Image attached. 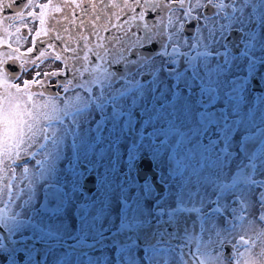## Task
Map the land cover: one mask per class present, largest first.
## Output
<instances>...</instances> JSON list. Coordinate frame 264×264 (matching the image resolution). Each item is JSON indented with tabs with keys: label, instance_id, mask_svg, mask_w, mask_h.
I'll return each mask as SVG.
<instances>
[{
	"label": "snow or ice",
	"instance_id": "1",
	"mask_svg": "<svg viewBox=\"0 0 264 264\" xmlns=\"http://www.w3.org/2000/svg\"><path fill=\"white\" fill-rule=\"evenodd\" d=\"M73 5L75 27L49 36L43 9L59 5L0 0L9 36L41 9L27 12L36 37L61 41L54 58L73 73L57 82L67 103L36 105L42 83H9L19 57L0 59V264H241L229 243L261 264L264 248L245 256L228 238L245 211L242 232L264 226V0Z\"/></svg>",
	"mask_w": 264,
	"mask_h": 264
},
{
	"label": "flooded vegetation",
	"instance_id": "2",
	"mask_svg": "<svg viewBox=\"0 0 264 264\" xmlns=\"http://www.w3.org/2000/svg\"><path fill=\"white\" fill-rule=\"evenodd\" d=\"M65 2L66 0H51V4L59 5L61 7L60 12H56L51 7L48 9H43V11L46 13L45 27L49 29V36L53 35L52 33L53 25L55 26L56 30H58L60 34L65 37L67 36V34L63 31V25L67 24L70 29H73L75 27L74 24H68V22L64 20L65 13H69L71 15V13L75 11L77 16H83V13L80 11V9H75L74 5L72 8H64L63 4ZM97 2H99V0H97ZM34 3L35 4H48L49 0H34ZM28 11H36L37 13H39L41 9L29 8L28 10H26L25 19L23 21H17L15 23V27L9 30L12 33V35L10 36L7 35L3 30V26H0V41H2V43H0V59H3L5 57V54L7 53H11L14 56L19 57V59H15L9 62L10 64H14L16 69H18V73H17L18 78L12 79L10 77L9 83L20 84L21 87H23L24 80H32L34 77L42 83V86L40 83L33 84L30 89L33 93V97H32L33 102L36 105H44V104L50 105L54 103L58 107H62L63 104L61 102L63 101V103H67L68 100L73 96V90L70 88L69 91L65 92L63 88L57 87V82L70 78L73 73L65 67V63L63 59L57 61L54 58L55 53L59 52L60 49L62 48L63 46L62 42L57 41V40L51 41L52 43L56 45L55 50L49 48L48 43L41 44V41H46V42L49 41V36H45L43 32H41V35L39 37H36V32L37 30L40 29L39 20L38 18H29L27 16ZM105 11H109V10L105 9ZM111 11H119V10L114 9ZM130 14H134V13H130L129 10L125 9V12L121 13V17L130 15ZM16 27L21 29L19 33L15 31ZM102 35L107 36L108 33H102ZM33 39L36 40L35 48L32 53H28V49L33 48ZM91 39L93 40V42H95L94 37H92ZM9 44L11 45V47H8ZM14 49H18V51L13 52ZM40 49H43L45 51V55L41 57L39 60H37L36 59L37 50H40ZM25 53H28V54L25 55ZM63 55L71 56L72 53L68 52V53H64ZM33 60L36 61L35 64L32 62ZM68 63L73 64L75 63V61L70 60ZM97 63H99V61H97ZM37 72L40 73L39 77H36ZM51 72H60L61 75L59 76H45L44 75V73H51ZM77 75H79V73H77ZM3 91H4L3 85H0V93H2ZM11 91L15 92V89H11ZM40 93H43V95H40ZM61 163H67V161H57L56 162V170L58 172L62 170L60 167ZM235 170L236 169H234V171ZM234 174H233V171L230 173V175H234ZM244 218L245 219H239V218L235 219L234 222L237 225V228L239 227L240 224H243V221L247 219V217H244ZM239 235H242V233L238 232L233 237L234 240L237 237H239ZM227 245L230 246V250L232 251L234 255L235 249L232 248V244L229 243ZM193 251H195V248H193ZM100 255H102V253L98 254L97 256H100Z\"/></svg>",
	"mask_w": 264,
	"mask_h": 264
},
{
	"label": "rangeland",
	"instance_id": "3",
	"mask_svg": "<svg viewBox=\"0 0 264 264\" xmlns=\"http://www.w3.org/2000/svg\"><path fill=\"white\" fill-rule=\"evenodd\" d=\"M162 155H163V152H162ZM161 166L165 167L166 165L162 164ZM230 169H231L230 173L233 171V174H234L235 173V171H234L235 165L230 166ZM6 203L7 202H5V204ZM10 210L11 209H9V211ZM0 211H3V209L0 208ZM5 215H7V213H5ZM241 215H243L244 217H247V218L249 217V213L247 211L243 212ZM243 223H245V221H243ZM256 227H257V232L264 231V226H261L258 224ZM236 230H237L236 233H238V232L242 233V235H244V238L247 239L249 241V243L247 245H245L242 242H240V235L235 240L233 237H229L228 239L232 242L235 241L236 247L239 249V252L244 253L245 256L248 255V253L246 252V249H250V251L253 253V256H257L259 254V252L261 251V249L264 248V238L257 236V232L249 231L247 233H244V232H242V230L239 227ZM105 251L107 252L109 257L114 260L115 249L114 248L113 249H107ZM100 253H101V251L98 250L92 254H93V256H97ZM59 254H60L59 251H57L53 255L56 256ZM197 255H198V253H197ZM234 255L236 256V259L241 261V264H242L244 257L237 255L236 249H235ZM260 260H261V264H264V256H261Z\"/></svg>",
	"mask_w": 264,
	"mask_h": 264
},
{
	"label": "water",
	"instance_id": "4",
	"mask_svg": "<svg viewBox=\"0 0 264 264\" xmlns=\"http://www.w3.org/2000/svg\"><path fill=\"white\" fill-rule=\"evenodd\" d=\"M226 247L230 250V246L229 245H226ZM40 259V256H37V260L39 261Z\"/></svg>",
	"mask_w": 264,
	"mask_h": 264
}]
</instances>
